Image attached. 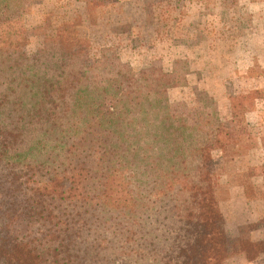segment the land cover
<instances>
[{
	"label": "trees",
	"instance_id": "16d2710c",
	"mask_svg": "<svg viewBox=\"0 0 264 264\" xmlns=\"http://www.w3.org/2000/svg\"><path fill=\"white\" fill-rule=\"evenodd\" d=\"M35 1L0 0V264L255 259L249 226L226 237L206 142L186 160L184 120L141 82L97 85L75 36L26 57Z\"/></svg>",
	"mask_w": 264,
	"mask_h": 264
},
{
	"label": "rangeland",
	"instance_id": "374dc122",
	"mask_svg": "<svg viewBox=\"0 0 264 264\" xmlns=\"http://www.w3.org/2000/svg\"><path fill=\"white\" fill-rule=\"evenodd\" d=\"M25 14L26 57L75 36L97 85L137 80L131 97L184 120L180 150L206 142L226 237L249 226L264 244V0H36ZM222 261L264 264V246Z\"/></svg>",
	"mask_w": 264,
	"mask_h": 264
}]
</instances>
